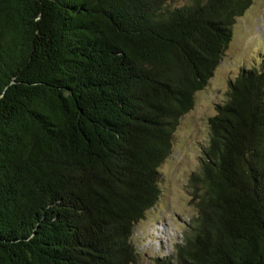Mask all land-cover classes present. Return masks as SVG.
I'll list each match as a JSON object with an SVG mask.
<instances>
[{
	"label": "trees",
	"instance_id": "16d2710c",
	"mask_svg": "<svg viewBox=\"0 0 264 264\" xmlns=\"http://www.w3.org/2000/svg\"><path fill=\"white\" fill-rule=\"evenodd\" d=\"M176 1L0 0V264H140L173 133L252 4ZM260 62L208 119L197 214L157 264H264Z\"/></svg>",
	"mask_w": 264,
	"mask_h": 264
},
{
	"label": "rangeland",
	"instance_id": "374dc122",
	"mask_svg": "<svg viewBox=\"0 0 264 264\" xmlns=\"http://www.w3.org/2000/svg\"><path fill=\"white\" fill-rule=\"evenodd\" d=\"M259 62L264 64V0H252L236 20L231 41L213 75L196 93L193 108L180 118L173 133L171 153L160 166L161 194L134 227L131 238L140 264H157L156 258L173 253L174 243H182L184 232L197 214L190 176L199 170L203 158L202 148L209 137L208 119L215 115L216 104L227 99L228 81L242 67Z\"/></svg>",
	"mask_w": 264,
	"mask_h": 264
}]
</instances>
